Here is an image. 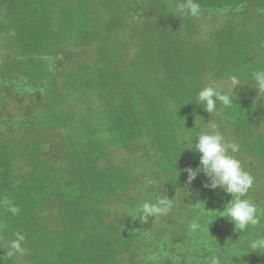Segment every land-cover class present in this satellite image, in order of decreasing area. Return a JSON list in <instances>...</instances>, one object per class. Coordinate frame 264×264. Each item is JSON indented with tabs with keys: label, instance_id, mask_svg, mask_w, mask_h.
Instances as JSON below:
<instances>
[{
	"label": "trees",
	"instance_id": "16d2710c",
	"mask_svg": "<svg viewBox=\"0 0 264 264\" xmlns=\"http://www.w3.org/2000/svg\"><path fill=\"white\" fill-rule=\"evenodd\" d=\"M181 2L0 0V116L9 108L0 122V264L119 263L146 229L119 223L131 203L118 196L132 189L135 198L136 175L115 149L150 141L151 165L169 177L167 191H179L173 204L183 213L185 170L201 155L188 147L210 123L229 142L247 139L239 152L264 172V96L252 78L264 69V0H197L198 17L179 13ZM206 85L231 92L232 105L207 112L196 102ZM241 165L260 209L256 226L234 232L245 239L264 230V173ZM212 195L217 225L229 218ZM111 198L123 202L116 220ZM197 223L195 255L185 253L208 264L223 224Z\"/></svg>",
	"mask_w": 264,
	"mask_h": 264
},
{
	"label": "rangeland",
	"instance_id": "374dc122",
	"mask_svg": "<svg viewBox=\"0 0 264 264\" xmlns=\"http://www.w3.org/2000/svg\"><path fill=\"white\" fill-rule=\"evenodd\" d=\"M220 84H222V82ZM5 119L7 121L9 120V108L6 114L0 116V122H4ZM237 138L239 139L240 137ZM235 139L231 140V142L238 144L239 149L242 142L247 140L235 141ZM156 153L157 151L150 141H142L141 146L137 147L134 152L125 149H115L114 154L118 156V160L121 164L131 167L136 175V184L133 185L135 198H129L132 189L118 196L124 198L128 203H131V208L127 209V215L130 213L131 215L125 216L119 223L132 224L146 229L144 237L140 241H135L130 251L123 253L118 264H198V259L192 258L185 253L187 252L191 255H195L194 248H190L188 245L190 238H192L195 233L190 228V224L192 222L201 221L203 225L215 226L216 222L210 220V217H215V215H213L215 210L209 209L215 206V204H213L209 198L213 196L212 193L214 192L221 195L225 200V205L223 206L224 210L227 204L233 199V196L222 188L212 189L206 187L209 183V179L205 174L199 173L197 178L189 185L188 204L185 206V208L189 209L184 213L180 212L178 210L180 203V197H178L179 191L175 190L172 193L167 191L166 186L169 183V177L158 174L157 167L151 165ZM232 154L240 160L241 163L246 165L247 162L249 166L246 165V167L256 172L257 175L264 173L261 167L255 164L258 158L256 159L250 154L240 153L239 151ZM258 163H262L261 159ZM252 167H256V171H254ZM150 193L151 195H149ZM158 197H168L176 202L178 207L173 204L172 209L167 214L149 217L147 221H143L138 212L139 206L145 201L155 202ZM245 198L248 199L249 195L247 194ZM122 203L123 202L118 198H111L107 201V205L114 208L112 213L115 220L116 212H122ZM215 207L221 209L220 205ZM157 220L160 222L156 223ZM217 223V227L223 224L220 231V238L223 244L219 252L218 250L216 252L211 251V256H219L221 264H264V252L249 251L247 249L248 242L259 235H264V230L261 232L260 230L252 231L251 237H242L245 239H240L239 234L236 235L234 232H240L241 230L236 227L235 222L230 218L229 220L223 219ZM215 238L216 235L214 238L212 237V239ZM183 241L185 242L182 243ZM2 243V246L7 248L5 245L6 243ZM205 247L210 249V241ZM183 248L185 251H183ZM205 250L206 249H198L201 253L205 252ZM131 251L135 252L133 257H131ZM20 259L24 261L22 257ZM168 259L171 261L168 262Z\"/></svg>",
	"mask_w": 264,
	"mask_h": 264
},
{
	"label": "clouds",
	"instance_id": "9594fccd",
	"mask_svg": "<svg viewBox=\"0 0 264 264\" xmlns=\"http://www.w3.org/2000/svg\"><path fill=\"white\" fill-rule=\"evenodd\" d=\"M177 11L181 14L186 13L198 17L202 9L197 0H183L177 5ZM252 78L259 94L264 96V69L254 71ZM232 85H239V80L235 76L232 77ZM233 99L231 92H222L218 87L206 85L198 92L196 102L202 105L207 112L213 114L217 112L218 104L228 108L232 105ZM195 141V146L188 148H194L201 153L200 165L196 169L189 167L185 170L188 173L187 183L190 185L198 174L203 172L209 179L206 187L222 188L233 196V199L221 212L223 215L220 216L229 217L241 231L249 226H256L260 222L258 214L260 209L250 199L245 198L246 193L253 186V178L243 169L240 160L232 154L239 151V145L227 141L214 123H210L207 129H201L196 135ZM5 203L7 204L8 201ZM172 207L173 201L170 198L158 197L155 202H143L139 206L138 212L140 218L147 221L149 217L167 214ZM10 211L16 214L19 209L12 207ZM200 227L201 225L197 222L190 224L192 230H197ZM23 239V236H19L12 246L20 250V241ZM247 249L264 252V235L251 239L247 244ZM208 264H221L220 257L216 255L209 257Z\"/></svg>",
	"mask_w": 264,
	"mask_h": 264
}]
</instances>
